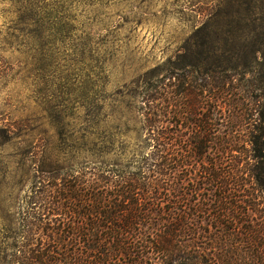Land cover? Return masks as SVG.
I'll return each instance as SVG.
<instances>
[{
    "label": "trees",
    "instance_id": "1",
    "mask_svg": "<svg viewBox=\"0 0 264 264\" xmlns=\"http://www.w3.org/2000/svg\"><path fill=\"white\" fill-rule=\"evenodd\" d=\"M226 7L231 20L196 31L203 49L119 101L118 141L93 133L68 161L33 152L29 185L5 209L0 262L242 264L250 252L264 264V74L251 67L264 40L244 52L251 64L234 60L228 38L218 45L226 26L251 35L264 16L253 22V0Z\"/></svg>",
    "mask_w": 264,
    "mask_h": 264
},
{
    "label": "rangeland",
    "instance_id": "2",
    "mask_svg": "<svg viewBox=\"0 0 264 264\" xmlns=\"http://www.w3.org/2000/svg\"><path fill=\"white\" fill-rule=\"evenodd\" d=\"M231 1L244 0H0V247L5 209L29 185L33 152L68 161L93 133L118 141L119 101L153 70L179 62L185 49H203L205 32L196 31L208 19L231 20ZM253 3L259 25L264 0ZM263 29L246 35L233 23L218 45L228 38L234 60L251 64L242 56L264 40ZM251 67L264 74V61ZM21 178L9 192L8 182ZM253 258L239 255L242 264Z\"/></svg>",
    "mask_w": 264,
    "mask_h": 264
}]
</instances>
